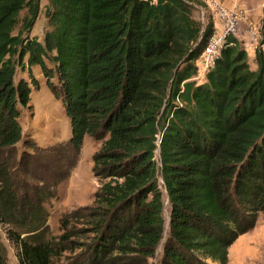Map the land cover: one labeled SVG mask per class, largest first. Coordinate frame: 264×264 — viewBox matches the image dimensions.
Listing matches in <instances>:
<instances>
[{
	"label": "trees",
	"instance_id": "obj_1",
	"mask_svg": "<svg viewBox=\"0 0 264 264\" xmlns=\"http://www.w3.org/2000/svg\"><path fill=\"white\" fill-rule=\"evenodd\" d=\"M200 5L48 0L41 41L31 36L41 0H0V222L15 225L19 264H54L78 234L93 237L89 264L134 253H161L160 264H227L232 243L264 213V49L250 59L229 35L198 81L215 26L210 9L196 15ZM34 65L63 103L71 135L47 146L24 139L30 150L18 152L32 93L18 67ZM87 136L101 141L94 205L62 216L63 233L45 239V202ZM0 264H9L2 253Z\"/></svg>",
	"mask_w": 264,
	"mask_h": 264
},
{
	"label": "rangeland",
	"instance_id": "obj_2",
	"mask_svg": "<svg viewBox=\"0 0 264 264\" xmlns=\"http://www.w3.org/2000/svg\"><path fill=\"white\" fill-rule=\"evenodd\" d=\"M48 0H41V13L31 32V36L43 40L44 33L48 27L45 16V6ZM201 5L197 16L207 15L209 9H203ZM204 56L202 55L201 58ZM200 58V59H201ZM252 59V56H250ZM251 62V61H250ZM252 64V62H251ZM31 74L33 76H31ZM24 77L32 88L30 106L22 108L20 122L23 128V141L17 145L18 152L29 148L33 142L42 146L55 144L67 140L71 135V121L63 103L58 100L47 84L46 77L39 66H32L30 71L18 67L17 79ZM198 81L205 80L206 75H197ZM35 80L37 85L35 84ZM56 82V79H54ZM24 139L29 143L24 144ZM101 147V141L87 136L79 158L73 166L70 175L56 188L54 197L45 202L48 212V231L45 239H54L62 234L60 219L64 215L72 213L75 209L94 205V194L100 186L99 178L93 172V155ZM69 166V165H68ZM89 210V209H88ZM72 215V214H70ZM165 219L169 220V204L166 197ZM72 216H69V218ZM83 227L81 224L72 223L70 227ZM73 228V229H74ZM15 231V225L0 222V253H2L9 264H19L20 248L9 237V231ZM93 235V234H92ZM93 237L90 235L78 234L68 242L69 249L60 256L53 258L54 264H80L84 261L89 264L88 257L92 250L89 245ZM85 242V244H81ZM161 253L155 257L142 254L118 255L102 262L101 264H160ZM100 264V263H96ZM227 264H264V213L257 215L256 222L248 232L240 235L228 250Z\"/></svg>",
	"mask_w": 264,
	"mask_h": 264
},
{
	"label": "built area",
	"instance_id": "obj_3",
	"mask_svg": "<svg viewBox=\"0 0 264 264\" xmlns=\"http://www.w3.org/2000/svg\"><path fill=\"white\" fill-rule=\"evenodd\" d=\"M214 17V32L204 50L199 64V75L207 71L221 52L227 37L237 35L243 22L248 21V11L243 6H226L217 0H207ZM204 12V11H203ZM204 15V14H203Z\"/></svg>",
	"mask_w": 264,
	"mask_h": 264
},
{
	"label": "crops",
	"instance_id": "obj_4",
	"mask_svg": "<svg viewBox=\"0 0 264 264\" xmlns=\"http://www.w3.org/2000/svg\"><path fill=\"white\" fill-rule=\"evenodd\" d=\"M205 9H210L207 0H200ZM226 6H243L248 11V21L243 22L236 37L242 42L252 59L256 48L260 45L264 49V0H217ZM201 7V8H202ZM41 40V39H39ZM203 58L198 60V65ZM202 71L200 75L206 74Z\"/></svg>",
	"mask_w": 264,
	"mask_h": 264
}]
</instances>
